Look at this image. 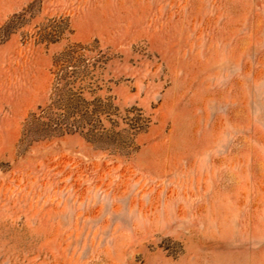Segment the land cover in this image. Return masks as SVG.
I'll return each mask as SVG.
<instances>
[{"label":"rangeland","instance_id":"1","mask_svg":"<svg viewBox=\"0 0 264 264\" xmlns=\"http://www.w3.org/2000/svg\"><path fill=\"white\" fill-rule=\"evenodd\" d=\"M0 264H264V0H0Z\"/></svg>","mask_w":264,"mask_h":264},{"label":"trees","instance_id":"2","mask_svg":"<svg viewBox=\"0 0 264 264\" xmlns=\"http://www.w3.org/2000/svg\"><path fill=\"white\" fill-rule=\"evenodd\" d=\"M59 81H62V78H59ZM59 82V83H60ZM58 92L55 93L54 97L56 98V101L54 102V105L52 106L56 111H60L61 113L56 117V119H59L61 116L66 119L65 126L59 123L52 122L51 126L41 125V127L36 126V136L38 137H47L52 136L53 134H73V133H79L83 134L84 132V126L82 125H75V124H81L82 121H86V115L88 111L86 110V107H84V102L80 99V97L75 96L74 94H71L72 90H69V96L67 97V100L64 101L62 104L61 99V93L63 92L62 89H56ZM39 120L36 118V123ZM32 129V132H34V128L30 127V130ZM91 134H93V131ZM88 134H86L87 136ZM102 135V132H98L94 135L95 137H99ZM90 137V135H88Z\"/></svg>","mask_w":264,"mask_h":264}]
</instances>
